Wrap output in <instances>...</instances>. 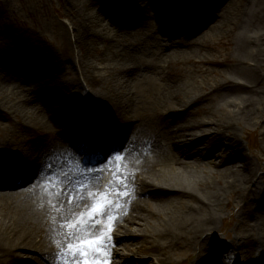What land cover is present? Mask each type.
Listing matches in <instances>:
<instances>
[{
    "label": "bare ground",
    "instance_id": "6f19581e",
    "mask_svg": "<svg viewBox=\"0 0 264 264\" xmlns=\"http://www.w3.org/2000/svg\"><path fill=\"white\" fill-rule=\"evenodd\" d=\"M136 1L100 0L97 7L85 4L81 13L82 32L89 35L94 46L98 43L107 46L110 38L99 33L103 21L98 13L109 14L114 7L112 11L122 12L119 28L135 29L130 30V34L139 35L144 31V19L123 12L125 8L142 6ZM146 2L153 5L160 0ZM171 2L177 7L176 12L167 4L153 9L154 18L162 25L159 32L167 38V43L159 38L155 41L160 49L163 48L168 66L161 70L157 64L140 61L142 63H136L131 71L148 73L151 78L157 75L162 81L174 80L166 87L157 84L151 95L141 102L139 98L135 101L137 96L129 95L125 99L123 82L108 86L104 96L91 94L95 105H92L90 116L84 114L82 117L84 120L93 117L101 122L95 131L98 149L91 147L83 127L74 130L76 123L71 116L85 110L83 102L78 105L77 101L67 102L46 93L34 97L37 105L30 107V111L29 99L13 109H0V121L7 123L0 130V165L3 166L0 169V264H72L70 257L74 252L86 247L78 244L68 248L67 234L72 229L60 225L73 214L74 219L81 212L87 215L90 208L81 206L79 201L85 200L89 205L107 201L106 196L98 195V176L87 182L78 178L80 184H77L69 183V177L46 173L53 165H63L68 172L90 171V167L79 162V152L85 151V138L93 150L89 152L90 163L121 147L125 149L121 153L122 159L128 151L133 153L132 156L143 158L133 157L129 165L122 159L116 163L118 167L113 164L114 180L118 185L113 191L123 200L130 198V202L119 219L116 208L110 207L113 219L102 220L105 232L109 223L113 228L107 233L112 239L107 242L108 254L101 255V260H109L111 264H174L176 248L209 243L204 249L209 254L199 255L193 264H232L231 260L237 262L238 251L243 249L254 254L258 264H264V220L255 216V210L264 211V166L256 169L239 135L242 125L257 115L255 107L263 95L264 0H252L238 37L224 43L226 49H233L232 56L225 52L217 60L199 58L192 49L197 52L208 49L210 41L204 36L205 30L216 31L230 26L231 3L227 0ZM219 4L226 5L228 13L216 15ZM200 13L209 21L203 30ZM188 24L198 25L189 28ZM128 44H122L124 52L136 48L131 44L129 48ZM172 48L179 54L173 53ZM187 53L199 59L186 58ZM178 55L184 59H179ZM5 64L8 63L4 62L2 66ZM181 65L188 71L175 68ZM189 65H217L222 70L214 73L220 79L200 93L194 86L181 81L189 73ZM105 71L108 72V68ZM113 72L121 71L115 67ZM7 84L2 82L0 91ZM126 100L134 108L126 115V121L116 123L112 130L109 123L115 124V113L126 107ZM209 102L217 103L212 113L207 112ZM55 107L61 109L66 118L61 119L60 115L38 117L42 112L56 110ZM100 107L106 110L105 117ZM200 114L206 115L208 121L191 119ZM262 124L264 116L260 121ZM54 128L64 129V135L58 136ZM260 129L259 126L253 133L260 136ZM105 131L112 136L111 147L104 142ZM19 141L23 145L20 143L13 153L11 147ZM66 142L77 143V151ZM20 145L26 146V150L22 151ZM117 155H113V162ZM259 161L263 162L264 156ZM20 170L26 171L27 177L13 179L14 173ZM70 196L72 200H69ZM151 203L162 207L164 215L151 209ZM224 208L230 210L237 226L244 228L238 248L226 247L210 237L219 221L224 220ZM151 219L158 221L159 230L148 236H135V230L143 229H135L133 225L148 227L152 225ZM118 244L121 247H117Z\"/></svg>",
    "mask_w": 264,
    "mask_h": 264
},
{
    "label": "rangeland",
    "instance_id": "374dc122",
    "mask_svg": "<svg viewBox=\"0 0 264 264\" xmlns=\"http://www.w3.org/2000/svg\"><path fill=\"white\" fill-rule=\"evenodd\" d=\"M171 1L172 0H160L159 3L150 5L146 0H143V2L142 0H138L135 3L137 5H142L138 9L125 8L123 10L127 15H140L141 18L144 19V21H142V24H144V31L139 32V35L130 34V32H132L130 30L135 29L123 30L119 28L122 12L112 11L114 7L113 9L111 8L109 14L99 12L98 16L103 21V28L100 29L99 33L109 37L110 42L107 46L101 43L94 46L89 39V35H87L86 32L84 33V31L82 32L81 13L85 4H91L97 7L100 0H0V84L4 81L8 82L0 91V109L4 111L6 109H13L21 102L29 99L31 102L28 111H30V107V109H32L33 106L37 105V101L34 97L38 94L46 93L67 102L77 101L76 104L78 105L83 102V104L86 105L85 110H83L80 115L71 116V119L73 118V121L76 123L74 130L76 131L83 127V132L87 134L89 140L97 144L96 140H98V137L95 136V131L101 122L95 120L93 117L88 118V120L83 119L84 114L87 116L91 115L90 111L92 105H95L90 97L91 94L104 96L106 95L108 86H115L118 82H123L125 86L123 90L125 99H127L129 95L133 98L137 96L135 101L139 98L141 102L143 98L151 95V92L154 91L153 88L156 87L157 84L166 87L167 84L172 83L171 80H174L173 78L169 80L167 78L166 81H162L160 80V76L157 75H153L151 78L148 73H133L131 71L134 69L136 63H142L140 61L157 64V67H160L161 70L168 66L165 62L166 55H164L162 51L163 48L160 49L155 41L156 38H159L163 43H167V38L159 32L162 25L158 24L154 18L153 9L162 4H167L171 6V11L176 12L177 7ZM227 1L231 3L230 11L226 5L219 4L217 9H215V14L228 13L229 11L232 14V16H230L232 17L229 24L230 26L216 31L210 29L205 30L204 36L210 41L208 49L203 51L198 50L200 52H197L195 48L192 49L199 58L217 60L221 54L225 52L229 54V56H232L233 49H226L224 43L228 40L232 42L235 37H238L241 25L244 22V17L251 7L252 0ZM200 15L199 22L203 24V30L205 26L209 24V21H207L203 13H200ZM197 25L189 26L188 24L187 27L193 28ZM126 42L129 43V48L131 45H134L136 48L124 52L122 44ZM103 46H105V48ZM222 48L226 49V51H223ZM182 49L187 50L184 48ZM171 50L173 53L179 54L175 48ZM187 52H191V50ZM143 53L145 55H143ZM186 55V58L191 60L199 59L195 58L192 53H187ZM178 56L179 59H184V56ZM4 62L8 64L2 66ZM115 67L121 72L114 73L113 68ZM105 68H108V72L105 71ZM175 68L177 70H185V72L188 71L185 65L176 66ZM189 68L192 72L189 69V73L186 74L181 81H184V84L194 86L193 88H196L200 93L206 88H209L216 81H219L220 77L215 75L214 72L222 70V68L217 65H208L206 67L189 65ZM228 76L230 77V75ZM134 93H137V95ZM128 100L124 101L126 107L115 113V118H117L115 124L113 122L109 123V128L112 130L116 123H124L127 119L126 115L128 116L129 114L128 112H132L130 110L134 107ZM209 103L211 105L208 106L207 112L212 113V111L216 110L217 103ZM179 109L182 110L181 108ZM100 110L105 117L107 115L106 110L103 109V107H100ZM33 111L35 110L33 109ZM255 113L257 115L254 118L242 125L239 135L247 154L258 170L259 167L264 166V161H259V159L264 156V124L260 125V121L264 116V88L263 95L255 107ZM48 115L50 117L53 115H60L62 117L61 119L66 118V114L61 109L58 110L57 108L49 112H42V115H38V117L42 116L41 119H43V117H47ZM193 118H202L208 121V118L204 114L196 115L191 119ZM6 126V122L0 121V130H3ZM259 126L261 128L260 136L253 133ZM54 131L58 136H63L65 132L62 128H54ZM199 136L200 134H198V136L196 135L195 138L197 139ZM21 141L11 147V150L14 151L13 153H16L18 149L17 146H19L20 143L23 145ZM21 145L22 151L26 150V146ZM67 145L69 146L70 144L67 143ZM71 148L73 149L72 146ZM124 150L125 149L121 147L118 148L116 152L111 153L110 151V153H106V155H110L108 161H111L110 165L112 167L113 164L118 167L116 163L122 159L121 153ZM115 154H119V158H116L113 162V155ZM126 154L122 162L129 165L131 161L134 160L133 157L135 156H132L133 153H129V151ZM137 157L135 158L138 160L143 159L142 157ZM104 163L103 161V165ZM93 166L98 167L99 164L95 163ZM122 166L123 165H121V168ZM176 168L179 171L182 170L179 167ZM56 170L55 167H52L49 169V172H56ZM94 170H92V175L94 174ZM69 175L74 174L69 173ZM76 175L78 176L79 174ZM104 175L108 177V179H105V182L107 183L110 181L112 185V179L114 182V178L111 172L109 173L105 170ZM104 175H101V179L104 178ZM85 181L86 180L83 182ZM114 186L115 182L113 184V187ZM108 199L110 203L114 202V204L121 202L120 199H117V197L111 193ZM125 201L126 204L123 203L120 208L116 210L118 213H123L127 209L130 198H126ZM240 202H242V200ZM151 204L149 205L151 209L159 215H164L162 207ZM230 213L228 208L223 209L222 216L224 220L219 221L217 227L210 232V237L217 243L223 244L226 247L238 248V239L242 238L244 228L237 226L234 217H231ZM255 216L258 219L264 220V211L255 210ZM163 219L165 220L166 217L164 216ZM151 221L152 225L148 227L141 225L140 227L139 224H134L133 226L135 229H143L140 231L135 230L134 235L140 237L147 234L148 236L157 232L160 228V226H158V221L156 219L154 221L151 219ZM127 242H130V240ZM118 247H121V245L119 244ZM208 247L209 243H207V245L203 243L198 246L178 247L175 249L176 254H174L173 258L174 264H193L199 255L202 254L206 256L209 254L208 251L204 252V249ZM238 255L239 259L237 262L235 259H232V264L259 263L257 257L249 253L246 249L238 251ZM132 258L135 260L137 259V257ZM117 261L119 262V260Z\"/></svg>",
    "mask_w": 264,
    "mask_h": 264
},
{
    "label": "snow or ice",
    "instance_id": "6c2138e0",
    "mask_svg": "<svg viewBox=\"0 0 264 264\" xmlns=\"http://www.w3.org/2000/svg\"><path fill=\"white\" fill-rule=\"evenodd\" d=\"M104 142L111 147L112 136L108 131L104 133ZM84 144L86 146L85 151L79 153L82 161L88 159L89 152L93 151L88 147L89 142L87 138H85ZM116 151V149H112L111 153ZM109 156L110 155L105 156V163L108 161ZM116 158H119V156L117 155ZM2 167L3 166L0 165V169H2ZM85 167L87 168V165H85ZM27 175L26 171L20 170L14 173L13 179L24 180ZM121 179H123V177H121ZM98 195L104 197L107 196V192L104 191L98 193ZM72 199L73 197L70 196L69 200ZM79 204L83 207L90 208L87 215L81 212L79 216L74 219L75 214H73V216L63 219L60 225L61 227H69L72 229V231L67 234V239L69 241L67 244L68 248H75L78 244L86 245V247L75 251L70 257L72 264H111L109 260H101L99 257L108 254L107 242L111 237L108 236L107 233L112 231L113 225L109 223L107 225V232H105V225L101 221H111L113 219L109 212V208L114 206V202L109 204L93 202L89 205L85 200H81Z\"/></svg>",
    "mask_w": 264,
    "mask_h": 264
}]
</instances>
